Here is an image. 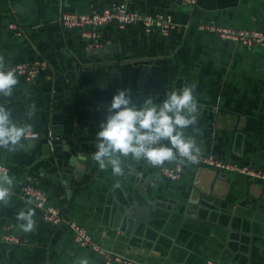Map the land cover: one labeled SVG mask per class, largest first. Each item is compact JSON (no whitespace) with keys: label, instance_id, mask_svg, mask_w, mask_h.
<instances>
[{"label":"crops","instance_id":"crops-1","mask_svg":"<svg viewBox=\"0 0 264 264\" xmlns=\"http://www.w3.org/2000/svg\"><path fill=\"white\" fill-rule=\"evenodd\" d=\"M122 0H0V58L4 68L42 59L46 68L30 84L17 75L10 97L0 96L13 120L30 132L23 148L0 149V167L14 178L0 201V264H103L78 247L66 225L53 227L21 196L32 183L65 219L85 228L94 243L135 264H264V182L201 164L264 171V54L220 41L197 26L214 23L236 30H264V0H197L192 12L174 0H130L146 15L165 13L175 28L167 36L144 34L139 25L101 30L102 48H89L82 29L65 30L63 10L87 12ZM16 25V36L9 25ZM195 84L197 123L184 130L201 152L183 161L177 181L143 159L124 158V175L100 169L92 159L96 133L113 95L130 89L133 103L156 102ZM35 112L29 116L30 105ZM166 142V141H165ZM82 167L76 175L70 160ZM77 167V166H76ZM119 181L120 187L113 185ZM34 210L35 228L17 226L18 211Z\"/></svg>","mask_w":264,"mask_h":264},{"label":"clouds","instance_id":"clouds-1","mask_svg":"<svg viewBox=\"0 0 264 264\" xmlns=\"http://www.w3.org/2000/svg\"><path fill=\"white\" fill-rule=\"evenodd\" d=\"M17 84L16 72L4 68L0 58V96L10 97ZM195 88L196 85L191 84L173 89L159 102L149 96L139 106L133 103L129 88L119 90L110 104L102 106L106 115L95 135L96 151L92 153V159L100 169L110 168L117 177L124 175L126 157L143 159L153 167L171 161L197 162L201 148L195 138L184 133L198 119ZM34 112L33 104L29 107V116ZM30 128L28 124L14 121L11 110L0 105V149L23 148L22 140ZM14 186V178L0 170V201L9 199ZM120 186L119 181L113 185L114 188ZM16 220L18 228L24 232L35 228L31 207L18 211ZM75 264H88V261L81 259Z\"/></svg>","mask_w":264,"mask_h":264},{"label":"built area","instance_id":"built-area-1","mask_svg":"<svg viewBox=\"0 0 264 264\" xmlns=\"http://www.w3.org/2000/svg\"><path fill=\"white\" fill-rule=\"evenodd\" d=\"M130 0H122L112 2L108 6L97 9L90 6L87 12L81 13L70 10H63L58 16L57 22L62 29H82V38L87 41L89 48H102L100 42L102 28L115 25L122 29L126 26L139 25L142 27L144 34L152 31H158L162 36H167L171 30L175 28L174 22L170 15L165 13H156L154 15H146L139 11L129 8ZM176 4L185 6L192 12L197 4V0H174ZM9 30L13 31L16 36L21 35V31L16 25H9ZM199 31H204L215 35L220 41L232 43L238 47L252 51H260L264 54V30L248 29L236 30L227 27H221L214 23H203L197 26ZM46 62L42 59H35L31 62L21 63L11 70L17 75L22 76L27 83L32 84L38 75L46 68ZM23 139L39 140L44 139L50 144L53 138L50 135L41 137L37 133L29 132ZM199 159H197V162ZM201 164L213 167L219 170L237 172L249 178L264 182V171L249 169L246 167L238 168L223 165L214 160L212 157L200 159ZM0 170L7 172L6 168L1 166ZM161 175L170 180L177 181L182 173L181 161H177L173 166H164L160 169ZM8 173V172H7ZM21 196L31 202L30 204L40 210L43 220L57 227L66 225L74 236V241L78 247L86 249L91 253L102 258L103 264H135V261L123 254H117L111 250H106L94 243L91 234L82 226L67 220L60 211L48 204L47 196L36 188L32 183L27 184L20 190ZM6 244L23 245L25 240L11 236H3L0 240ZM205 264H213L207 261Z\"/></svg>","mask_w":264,"mask_h":264},{"label":"water","instance_id":"water-1","mask_svg":"<svg viewBox=\"0 0 264 264\" xmlns=\"http://www.w3.org/2000/svg\"><path fill=\"white\" fill-rule=\"evenodd\" d=\"M46 142V141H45ZM55 142H51L49 144L50 147H53ZM75 161H76V157H73L71 160H70V165L75 167V171H76V175L80 176L82 174V167H80V165H76L75 164ZM77 166V167H76Z\"/></svg>","mask_w":264,"mask_h":264}]
</instances>
